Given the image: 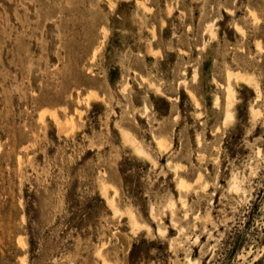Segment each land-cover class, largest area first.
<instances>
[{"label":"rangeland","instance_id":"374dc122","mask_svg":"<svg viewBox=\"0 0 264 264\" xmlns=\"http://www.w3.org/2000/svg\"><path fill=\"white\" fill-rule=\"evenodd\" d=\"M103 263L264 264V0H0V264Z\"/></svg>","mask_w":264,"mask_h":264},{"label":"bare ground","instance_id":"6f19581e","mask_svg":"<svg viewBox=\"0 0 264 264\" xmlns=\"http://www.w3.org/2000/svg\"><path fill=\"white\" fill-rule=\"evenodd\" d=\"M230 71V70H229ZM228 78L229 79H234L237 83L238 82H244L245 84H247V85H249V84H251L252 82H253V78L251 77V76H247L246 74H242V73H238V72H236V73H234L233 71L232 72H228ZM256 82V81H255ZM253 84H255L256 86H258L256 83H253ZM228 87H227V91H226V112H225V117H224V122H229V121H231L232 119H233V115H232V111H231V109H232V107H233V102H234V92H233V90H232V86L230 85H227ZM257 89H259V87H256ZM256 88H254V89H256ZM157 90V89H156ZM156 92V91H155ZM258 92V91H257ZM96 93V92H95ZM258 94V93H257ZM97 95V94H96ZM259 95V94H258ZM91 97V96H90ZM93 97V96H92ZM251 113H253V115H254V113H255V110L253 111V110H251ZM230 123V122H229ZM121 132V137L123 138L122 140H125L128 144H129V146L132 148V150H134L133 152H135L137 155H138V157L139 156H147L146 154L147 153H145L144 151H145V149L143 148V147H141L142 149H144V151L139 147V146H137V141H135L134 139H132L131 138V136L129 135V133H128V131H120ZM157 140V139H156ZM155 141V140H154ZM125 142V143H126ZM139 142V141H138ZM156 143H158L159 145H162V144H164V142L163 141H161V139L160 140H157V141H155ZM140 145V144H139ZM170 147V146H169ZM164 148V147H163ZM162 148V149H163ZM147 152V151H146ZM149 153V152H148ZM145 158V157H144ZM146 160H147V157L145 158ZM152 159V158H151ZM176 169H177V166L175 167ZM179 168V167H178ZM183 184V183H182ZM181 184V185H182ZM239 184V183H238ZM110 186V185H109ZM180 186V185H179ZM185 186V185H184ZM233 186V185H232ZM231 186V187H232ZM177 187H178V185H177ZM238 187V186H237ZM103 188V187H102ZM239 188V187H238ZM106 189V188H105ZM105 189H103V191L105 190ZM117 189V188H116ZM102 190V189H101ZM106 191V190H105ZM104 191V192H105ZM105 193H107V192H105ZM104 195V194H103ZM108 195V194H107ZM114 195V194H113ZM105 197V196H104ZM106 198V197H105ZM108 199V198H107ZM112 200H113V198H112ZM107 201V200H106ZM108 202H109V200H108ZM108 204V203H107ZM171 204H173V203H171ZM110 205V204H109ZM174 206V205H173ZM111 208H113L112 206L110 207V209ZM115 208V207H114ZM150 208V207H149ZM118 209V208H117ZM130 209V208H129ZM128 209V210H129ZM118 212V211H117ZM125 213V212H124ZM118 214V213H117ZM123 214V213H122ZM121 215V214H120ZM126 215H128V214H126ZM123 216V215H122ZM160 216H162V215H160ZM126 217H128V216H126ZM125 217V218H126ZM135 217V216H134ZM155 217V216H154ZM154 217H152V218H154ZM129 218H130V215H129ZM128 218V219H129ZM131 218H133L132 216H131ZM130 218V219H131ZM132 220L133 219H131L130 220V222H132ZM135 220V219H134ZM154 220H156V219H154ZM137 221V220H136ZM161 221V220H160ZM129 222V221H128ZM139 223V222H138ZM173 223H175V222H173ZM132 225H133V227L134 226H137V224L133 221L132 223H131ZM141 224V223H140ZM139 227V226H138ZM137 228V227H136ZM144 228V227H143ZM158 228H161V227H158ZM136 230V229H135ZM161 230V229H160ZM157 231H158V229H157ZM165 235V234H164ZM163 236V235H162ZM103 264H106V263H103Z\"/></svg>","mask_w":264,"mask_h":264}]
</instances>
